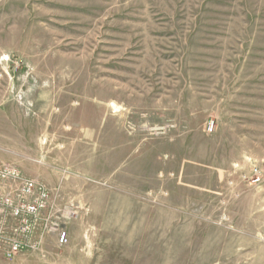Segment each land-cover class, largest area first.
<instances>
[{"label": "rangeland", "instance_id": "374dc122", "mask_svg": "<svg viewBox=\"0 0 264 264\" xmlns=\"http://www.w3.org/2000/svg\"><path fill=\"white\" fill-rule=\"evenodd\" d=\"M2 167L68 243L0 264H264V0H0Z\"/></svg>", "mask_w": 264, "mask_h": 264}, {"label": "built area", "instance_id": "2783aa9c", "mask_svg": "<svg viewBox=\"0 0 264 264\" xmlns=\"http://www.w3.org/2000/svg\"><path fill=\"white\" fill-rule=\"evenodd\" d=\"M53 232L60 246L68 243V233L54 223L47 188L15 168H0V254L14 259Z\"/></svg>", "mask_w": 264, "mask_h": 264}]
</instances>
